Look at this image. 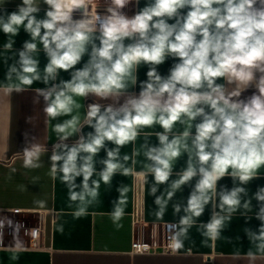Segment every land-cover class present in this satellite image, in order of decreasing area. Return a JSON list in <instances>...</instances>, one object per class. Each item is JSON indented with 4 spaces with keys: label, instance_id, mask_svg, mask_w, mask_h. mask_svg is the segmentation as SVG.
<instances>
[{
    "label": "clouds",
    "instance_id": "clouds-1",
    "mask_svg": "<svg viewBox=\"0 0 264 264\" xmlns=\"http://www.w3.org/2000/svg\"><path fill=\"white\" fill-rule=\"evenodd\" d=\"M5 2L0 0V7ZM42 4L47 9L39 18ZM134 4L139 0H102L99 4L94 0H22L6 19L0 17V31L6 35H18L22 25L31 37L8 65L5 79L15 77L19 84L6 91L20 93L42 82L45 87L35 90L34 102L43 98L46 122L69 117L52 125L57 142L49 159L52 171L61 173L72 202L98 195L99 182L89 181L96 172L94 157L101 150L106 153L100 161L104 184L110 185L120 168V174L128 175L125 165L130 157L121 160L119 149L140 137V149L132 155L145 159L138 175L145 184L152 177L149 194L160 207L158 219H163L166 201L195 180L186 203L173 205L175 214L184 213L170 236L176 252L184 247L189 229L208 205L211 217L200 228L211 240L220 237L232 213L243 208L242 215L247 216L250 210L245 186L259 178L264 168V0H148L130 16L125 9ZM101 7L103 12L98 11ZM77 12L78 19L74 18ZM37 39L48 61L42 71L34 55ZM14 43H6L5 49L13 51ZM85 56L87 61L77 68ZM169 58L177 62L166 76L161 75L158 68ZM143 65L148 67L147 79L139 82L136 94L130 89L136 87ZM61 71L69 72L70 79H58ZM250 88L252 94L243 97ZM89 96L94 102L87 106L77 100ZM81 108H86L83 114ZM157 125L162 131H154ZM85 126L93 131L83 134ZM25 135L23 167L39 168L41 156L48 151L46 144ZM74 136L78 138L69 145L67 141ZM153 136L156 145L150 143ZM107 142L116 147H107ZM185 154L186 165L174 173ZM226 176L234 186L218 190V182ZM78 177H82L79 184ZM164 184L169 187L166 199L156 195L158 185ZM117 191L120 196L110 215L119 229L125 188ZM254 198L259 203L255 217L261 224L258 231L246 228L245 233L250 240L260 241L258 248L264 250V187L257 189ZM35 203L46 206V201ZM82 213L78 211L76 218ZM5 226L14 227V239L23 227L0 217V237ZM57 230L62 233L63 226ZM31 232L37 235L36 229Z\"/></svg>",
    "mask_w": 264,
    "mask_h": 264
},
{
    "label": "crops",
    "instance_id": "crops-1",
    "mask_svg": "<svg viewBox=\"0 0 264 264\" xmlns=\"http://www.w3.org/2000/svg\"><path fill=\"white\" fill-rule=\"evenodd\" d=\"M148 0H139L138 5H130L125 9L128 15L135 14L143 8ZM22 0H6L0 7V17L7 18V15L16 11ZM47 5H41L39 18H43ZM171 22V21H170ZM18 35L5 34L0 31V217H8L15 225L17 222L23 226H38L40 219L45 224L44 248L41 250H30L29 240L24 232L14 236H3L0 247V264H264V250H260V241H252L245 233V229L258 231L261 221L256 219L255 213L259 210V203L255 201L254 193L259 187H264V168H261L259 178L254 179L245 187L248 190L244 199L251 200L250 210L247 216L242 215L244 209L231 214V220L225 222V228L220 237L211 240L203 236L200 224L207 223L211 217L212 208L208 205L201 217L189 229L188 238L184 241V247L179 254H144L134 255L131 253V246L134 237L135 211V184L140 183V204L138 219L140 224L146 228L156 225L159 231H163L166 226L177 223L183 212L175 214L173 205L184 204L190 195L195 180L191 184L177 191L171 201H166L167 207L164 209L163 219L157 218L160 211L155 203V197L149 194L153 185L152 177L144 178L138 173L143 169L145 159L143 155L133 156L134 149L139 150L143 142V137L133 144L129 143L119 149L121 160L128 155L130 159L126 162L129 169L128 175L120 174L123 168L117 170L112 178L111 184L106 185L100 178V169L103 165L100 161L106 156L101 150L94 157L96 172L92 176V181L99 182L98 195L92 197L86 195L81 201L72 202L69 200L68 187L61 181V173L53 172L51 161L53 144L57 142L56 134L52 131V125L61 122L69 117H61L58 120L46 122L43 112L44 101L40 97L39 103L34 102L37 88H44L42 82H35L31 88L24 92H12L9 94L6 88L18 85L15 80L7 81L5 74L8 65L18 58L19 50L23 43L31 37L23 29L18 27ZM15 41L13 51L5 49V44ZM37 43L38 51L34 55L40 61V69L47 64V57L42 51V44L39 39ZM13 57V59H9ZM88 59L83 57L80 64L82 67ZM175 61L169 58L158 70L161 75H167L170 67ZM148 67L143 65L138 70V82L131 92L139 93V82L147 79ZM58 79H70L69 72L61 71ZM254 89H249L243 93V97L250 96ZM79 102L87 106L93 103L94 98H77ZM107 104L108 101H102ZM86 108H81L83 114ZM93 131L85 126L83 134ZM147 131V130H146ZM154 131H162L157 125ZM36 137L37 142L46 144L47 152L41 156V167L27 169L23 167V153L26 135ZM78 137H71L67 143L71 145ZM150 143L158 144L155 136L150 138ZM107 147L115 148L111 142H107ZM135 160V164H133ZM187 155L182 156L176 163L174 173L186 165ZM172 180L176 179L173 175ZM82 177H78L76 183L79 184ZM231 177H224L218 182V190L221 187L231 189L233 187ZM118 187L125 188L121 196L120 207L124 209V216L120 223L123 225L117 229L112 221L111 213L115 202L120 196ZM160 191L157 196H164L169 190L167 184L158 185ZM35 201H46L45 207H40ZM83 210V213L76 218L75 214ZM219 209H217L218 211ZM62 225L63 232L57 230ZM48 226V234H47ZM136 228V227H135ZM249 252L254 256L250 257Z\"/></svg>",
    "mask_w": 264,
    "mask_h": 264
},
{
    "label": "built area",
    "instance_id": "built-area-1",
    "mask_svg": "<svg viewBox=\"0 0 264 264\" xmlns=\"http://www.w3.org/2000/svg\"><path fill=\"white\" fill-rule=\"evenodd\" d=\"M102 3V0H94V4ZM98 11L103 12L104 8L101 7ZM74 18H80V13L77 12ZM140 183L139 180H136L135 184V221L134 225V237L131 246V253L134 255H144V254H179V251L173 252L170 245V236L173 232L177 223H172L166 226L163 231H159L156 225L151 226V228H146L144 225L140 224L138 219L139 214V204H140ZM136 227V228H135ZM36 229L37 235L33 236L31 230ZM14 227L5 226L3 230L2 237L13 236ZM21 232H24L29 240L28 248L30 250H41L44 248V237H45V224L42 219L38 226H23L18 230L17 235H20ZM16 235V236H17ZM0 237V247L3 245ZM147 246V247H145Z\"/></svg>",
    "mask_w": 264,
    "mask_h": 264
},
{
    "label": "water",
    "instance_id": "water-1",
    "mask_svg": "<svg viewBox=\"0 0 264 264\" xmlns=\"http://www.w3.org/2000/svg\"><path fill=\"white\" fill-rule=\"evenodd\" d=\"M47 234H48V226H47Z\"/></svg>",
    "mask_w": 264,
    "mask_h": 264
}]
</instances>
